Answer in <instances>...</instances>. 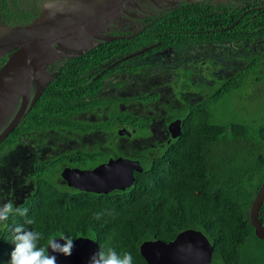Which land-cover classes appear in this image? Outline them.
Listing matches in <instances>:
<instances>
[{"label": "trees", "instance_id": "16d2710c", "mask_svg": "<svg viewBox=\"0 0 264 264\" xmlns=\"http://www.w3.org/2000/svg\"><path fill=\"white\" fill-rule=\"evenodd\" d=\"M260 1L186 0L151 15L135 34L99 41L62 59L0 144V204L11 200L28 209L27 218L36 223L26 227L44 234L40 245L61 233L88 237L118 254L131 252L133 264H146L139 252L144 240L169 241L194 228L212 245L209 264H264V238L255 235L248 214L264 176V123L250 130L237 116L218 119V104L236 88L257 90L264 78ZM14 2L0 0V7L15 21L27 22L38 11ZM188 43L208 47L184 66L150 71L146 63H131ZM115 57L119 64L99 68ZM118 73L115 89L127 73L138 76L137 84L123 95L97 96L103 81ZM103 105L111 108L106 118L77 116ZM176 118L181 127L172 137L167 125ZM22 133L26 143L43 150L35 158L32 150L27 154L33 165L25 166L21 185L15 181L24 162L18 150L4 157V147L15 146ZM117 155L138 159L142 167L125 190L80 191L60 175L63 167L88 168ZM258 215L263 223L264 200ZM24 220L11 216L0 224V264H8L14 248L12 227Z\"/></svg>", "mask_w": 264, "mask_h": 264}, {"label": "water", "instance_id": "95a60500", "mask_svg": "<svg viewBox=\"0 0 264 264\" xmlns=\"http://www.w3.org/2000/svg\"><path fill=\"white\" fill-rule=\"evenodd\" d=\"M124 1L129 0H51L44 4L41 15L30 23L0 29V59L9 51H12L6 62L0 66V117H3L5 110L16 101V90L22 88L24 91L21 108L14 119L0 133V142L17 124L23 114L22 107L27 101L28 82L24 81L25 83H21V73L18 74L17 68L19 58L27 52L28 48L34 47L36 44L42 46L40 48L41 53L38 52L37 54L41 56L43 63L63 56L64 54L56 50L52 43L54 41L60 42L58 41L59 27L62 22L72 20V18L68 17L69 14L77 15L79 20H82V18L87 16L98 14L108 5L117 4L119 7ZM92 45H83V48L86 50ZM80 53L82 51L64 55L63 57L79 55ZM52 76L42 83L39 87V92L50 81ZM180 127L181 121L178 118L167 125L172 137L177 136ZM119 132L124 133L125 129L122 128ZM134 170H142L139 160L118 156L109 158L107 161L99 163L90 169L64 167L61 171V176L65 179L68 186L95 193H107L113 189L123 190L131 186L134 181ZM263 200L264 176L248 212L249 222L254 229L255 235L259 238H264V224L258 218ZM56 239L63 244V241L59 240L58 236H56ZM97 250L98 245L93 239L78 236L74 239V248L71 255L65 256L61 253H52L50 249L49 254L56 256L57 264H88L89 258ZM139 252L146 264H209L212 259L213 249L210 241L201 231L194 228H186L179 231L169 241L160 239L144 240L139 245Z\"/></svg>", "mask_w": 264, "mask_h": 264}, {"label": "rangeland", "instance_id": "374dc122", "mask_svg": "<svg viewBox=\"0 0 264 264\" xmlns=\"http://www.w3.org/2000/svg\"><path fill=\"white\" fill-rule=\"evenodd\" d=\"M184 1L186 0H129L122 2L119 7L117 4L108 5L98 14L87 16L82 18V20H79L77 15L69 14L68 17L72 18V20L60 24L58 36V41L60 42H57L58 45L55 49L66 56L83 51V45L89 46L101 39L110 38L112 32L125 37L130 36L140 31L142 26L146 24L145 19L147 20L151 15H158L167 8ZM220 44L224 47L229 46L227 43ZM221 45L216 44V46ZM76 46L80 48H76ZM41 47L36 44V46L28 48L27 52L17 62L18 74L21 73L22 81L29 83L33 80L34 88L36 89L54 73V71H44L43 66L51 63V61L42 62L41 56L37 54L38 52L41 53ZM207 47L202 44H192L186 46V48L168 47L162 51L147 55L139 61L133 60L131 63H146L150 71L158 70L161 67H178L187 60L188 54L194 58L199 49H206ZM63 56H59L57 59ZM57 61L62 63L63 60L59 59ZM120 61V57H115L110 61L104 62L99 68H112L114 65L119 64ZM120 77V74L117 76L111 75L105 81L104 90H113L114 83L120 80ZM134 77L133 74L127 73L126 81H133ZM249 92L250 94L247 96ZM110 94H112V91ZM218 105V119L220 122H228L227 119L231 116H237L250 130H255L264 123V78L257 90L252 89L250 91L249 87L236 88L232 97ZM98 114L96 111H89L87 117H99Z\"/></svg>", "mask_w": 264, "mask_h": 264}, {"label": "flooded vegetation", "instance_id": "af4514ba", "mask_svg": "<svg viewBox=\"0 0 264 264\" xmlns=\"http://www.w3.org/2000/svg\"><path fill=\"white\" fill-rule=\"evenodd\" d=\"M47 1H51V0H16V2H14L13 3V5L14 6H16V7H18V8H21V7H32L33 5H36V6H38L37 7V13L35 14V16L33 17V18H31L29 21H27V22H19V21H15L14 19H13V16H12V14H10V12H9V14H6V13H8V11H4V10H2V8L0 7V29L1 28H3V27H9V26H14V25H24V24H26V23H30L32 20H34L36 17H38V16H40L41 15V13H42V8H43V6H44V4L47 2ZM161 13V12H160ZM260 13H262V14H264V3L263 2H261L260 1ZM118 34H116V33H113L112 32V34H111V36H110V38H106V39H101V40H99V41H102V40H107V39H111V38H113V37H115V36H117ZM99 41H97V42H99ZM96 42V43H97ZM262 42L263 43H260V44H264V36L262 37ZM95 43V44H96ZM95 44H93V45H95ZM192 44H198V43H188V44H186L185 46H175V47H179V48H186V46H188V45H192ZM200 44H202V43H200ZM58 45V43L57 42H53L52 43V46L55 48L56 46ZM92 45V46H93ZM214 46H216V44H213ZM217 45H221L220 43H217ZM222 46V45H221ZM76 47H78V46H76ZM170 47H174V46H170ZM263 48V55H264V47L262 46L261 47V49ZM166 49V48H165ZM164 50V49H163ZM160 51H162V50H160ZM10 52H12V51H9L4 57H2V59H4V61H3V63L4 62H6V60H7V58L9 57V55H10ZM83 52V51H82ZM196 55V54H195ZM195 57V56H194ZM65 57H61V58H59V59H64ZM192 58L193 57H191L189 54L187 55V60L185 61V62H187V61H190V60H192ZM59 59H57V60H59ZM57 60H52L51 61V63H49V64H46V65H44L43 67H44V71H46V70H49V71H51V72H53L54 71V73H53V76H52V78L54 77V75L56 74V72H57V70H58V68L60 67L59 66V64H57V63H59ZM184 66V63L183 64H180V66ZM114 67V66H113ZM112 67V68H113ZM121 67V66H120ZM169 67V66H168ZM179 67V66H178ZM118 74H120V73H118ZM131 74V73H130ZM111 75H114V74H111ZM110 75V76H111ZM132 75V74H131ZM109 76V77H110ZM116 76V75H115ZM34 77V76H33ZM109 77L107 78V79H109ZM35 78V77H34ZM121 78V77H120ZM126 78H127V74L126 75H124L123 76V79H124V83H123V85H121L120 86V88H118V89H115V87H114V85H113V90H109V91H105L104 90V86H105V81H107V79H105L104 81H103V83H104V85L102 86V88H101V90L98 92V94H97V96H102L103 98H105V99H108L109 97H111V96H114L115 94H118V95H123V92H124V90L126 91V89L125 88H127V87H132V86H134V85H136L137 84V79H138V76H135L134 78V80L133 81H126ZM51 80V79H50ZM117 82V81H116ZM21 83H25L24 81H21ZM49 83V82H48ZM47 83V84H48ZM36 84V83H35ZM46 84V85H47ZM115 84V83H114ZM46 85L43 87V89L46 87ZM43 89L39 92L38 90H39V88L38 89H36V88H34V83H33V80L32 81H30L29 83H28V91H27V101H26V103H25V105L22 107V110H23V114L20 116V118H19V120H18V122H17V124L21 121V119L23 118V116L25 115V113L33 106V104H34V102L36 101V99L40 96V94H41V92L43 91ZM17 92H16V94H17V97H16V101L11 105V106H9V108L7 109V110H5L6 112H4V116L3 117H0V133L2 132V130L4 129V128H6L7 126H8V124L14 119V117L16 116V114H17V112L19 111V109L21 108V105H22V102H23V99H24V91H23V89L22 88H19L18 90H16ZM112 91V94H110V92ZM39 92V93H38ZM37 94H39L38 96H37ZM37 96V97H36ZM94 111H96L97 113H99L98 114V116L99 117H95V118H92V117H87L88 116V110L87 111H78L77 112V116L78 117H82V118H90V119H100V118H106L107 117V114H109L110 112H111V108H110V106L109 105H103V106H97V107H95V110ZM16 124V125H17ZM15 125V126H16ZM120 129H122V128H118V130H117V132L119 133V134H124V133H127V130L124 132V133H120L119 131H120ZM168 129V128H167ZM13 130V129H12ZM11 130V131H12ZM10 131V132H11ZM8 135V134H7ZM6 135V136H7ZM5 136V137H6ZM5 137H4V139H5ZM3 139V140H4ZM26 139L27 138H25L24 137V134L22 133L21 135H20V140H19V142L15 145V146H12V147H10V148H8V146H6V147H4V148H6V151H4V157L6 156V155H8L10 152H12V150H15V151H17L18 150V153H19V155H20V161H23L24 162V165H23V167H22V170H21V172H20V177H19V179H18V177L16 178V183H19L20 182V184L22 185L23 183L22 182H24V179L26 178H24L22 175L24 174V168H32V163H31V161L29 162L27 159H31V157H29L27 154L29 153V151H33L32 152V154L34 155L33 157L35 158V157H38V154L43 150L42 149V147L40 146V145H37L36 143H32V144H29V143H26ZM3 140L0 142V144L3 142ZM2 155H3V153H2ZM118 156H121V155H117V156H110V157H108L105 161H107L109 158H116V157H118ZM3 157V158H4ZM125 157V156H124ZM130 158V157H129ZM19 159V158H18ZM131 159H135V158H131ZM138 160V159H137ZM105 161H103V162H105ZM100 163H102V162H100ZM99 164V163H98ZM97 165V164H96ZM26 166V167H25ZM95 165H93V166H91V167H88V168H79V169H90V168H92V167H94ZM67 167V166H66ZM73 167H76V166H71V168H73ZM64 168V167H63ZM76 168H78V167H76ZM62 171V170H61ZM61 171H60V175H61ZM62 177V176H61ZM63 178V177H62ZM63 181L65 182V184H67V182L65 181V179H63ZM22 187V186H21ZM72 187V186H71ZM76 188V187H75ZM77 190H82V191H86V190H83V189H79V188H76ZM113 190H121V189H113ZM113 190L112 191H109V192H107V193H103V194H108V193H111V192H113ZM123 190H125V189H123ZM88 192H91V191H88ZM21 193V192H20ZM93 193H95V192H93ZM100 194V193H99ZM256 194V193H255ZM258 218H259V221H260V217H259V215H258ZM261 222V221H260ZM262 223V222H261ZM262 224H264V222L262 223Z\"/></svg>", "mask_w": 264, "mask_h": 264}, {"label": "clouds", "instance_id": "9594fccd", "mask_svg": "<svg viewBox=\"0 0 264 264\" xmlns=\"http://www.w3.org/2000/svg\"><path fill=\"white\" fill-rule=\"evenodd\" d=\"M2 182L0 178V183ZM27 213V208L15 206L11 200L0 204V224L6 225L11 216L25 217L23 223L16 224L11 229L14 248L10 253L8 264H57L56 256L50 255L49 249L52 253L71 255L74 248L73 237L61 233L58 237L63 244L56 239V236H53L47 239L46 244L40 245L44 234L26 227L36 223L35 219L27 218ZM101 214L97 213L96 218L99 219ZM88 264H133V256L129 251L118 254L114 248L98 247V250L89 258Z\"/></svg>", "mask_w": 264, "mask_h": 264}]
</instances>
